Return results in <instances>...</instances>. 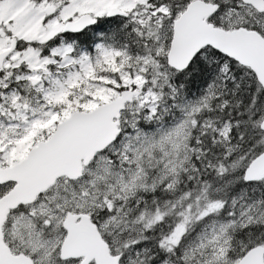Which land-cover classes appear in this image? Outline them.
<instances>
[{
	"label": "snow or ice",
	"instance_id": "1",
	"mask_svg": "<svg viewBox=\"0 0 264 264\" xmlns=\"http://www.w3.org/2000/svg\"><path fill=\"white\" fill-rule=\"evenodd\" d=\"M0 264H264V0H0Z\"/></svg>",
	"mask_w": 264,
	"mask_h": 264
}]
</instances>
